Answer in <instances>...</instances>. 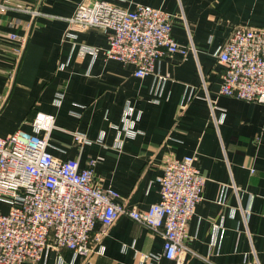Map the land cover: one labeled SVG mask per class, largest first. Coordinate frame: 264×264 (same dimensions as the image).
Returning <instances> with one entry per match:
<instances>
[{
	"label": "crops",
	"instance_id": "obj_1",
	"mask_svg": "<svg viewBox=\"0 0 264 264\" xmlns=\"http://www.w3.org/2000/svg\"><path fill=\"white\" fill-rule=\"evenodd\" d=\"M13 1L30 11L0 12V136L31 132L37 110L54 115L53 156L76 158L80 168L94 158L93 182L143 210L160 198L165 159L193 155L205 183L183 264H264V104L220 94L224 66L215 55L234 26L264 27V0H105L168 12L173 39L193 46L159 58L142 78L132 64L103 57L102 30L67 31L80 0ZM11 32L26 37L20 52ZM73 132L88 141L78 143ZM8 209L0 201V212ZM162 244L122 215L88 257L49 248L21 264H175L161 256Z\"/></svg>",
	"mask_w": 264,
	"mask_h": 264
},
{
	"label": "built area",
	"instance_id": "obj_2",
	"mask_svg": "<svg viewBox=\"0 0 264 264\" xmlns=\"http://www.w3.org/2000/svg\"><path fill=\"white\" fill-rule=\"evenodd\" d=\"M10 9L30 11L27 5L0 0V12ZM67 20L71 33L90 27L105 32L103 57L132 64L138 78L151 74L159 58L193 50L173 39L171 14L148 5L128 10L105 0H80ZM8 37L19 41L20 52L26 37L15 32ZM215 55L224 66L219 93L264 104V27L234 26ZM3 101L1 96L0 108ZM29 124L31 132L17 129L0 136V201L9 205L6 213L0 212V264L36 262L49 248L88 257L99 251L101 237L122 215L161 235V256L183 264L191 252L185 244L187 225L205 183L195 156L165 159L157 177L160 198L143 210L117 202L116 190L93 182L94 158L80 168L76 158L53 156L54 115L37 110ZM73 136L80 144L88 141L82 133ZM140 257L149 255L140 252Z\"/></svg>",
	"mask_w": 264,
	"mask_h": 264
}]
</instances>
